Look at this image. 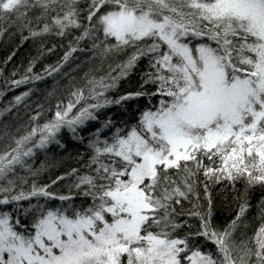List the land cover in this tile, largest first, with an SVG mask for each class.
<instances>
[{"label":"snow or ice","instance_id":"1","mask_svg":"<svg viewBox=\"0 0 264 264\" xmlns=\"http://www.w3.org/2000/svg\"><path fill=\"white\" fill-rule=\"evenodd\" d=\"M9 29L40 56L57 46L44 48L49 37L67 50L5 87L60 73L77 51L89 66L22 134L0 130V264H264V0H0V35ZM31 92L11 106L28 108ZM63 129L87 155L85 171L64 174L67 193L52 187L63 176L37 183L29 163L64 148ZM211 185L238 202L223 224Z\"/></svg>","mask_w":264,"mask_h":264},{"label":"trees","instance_id":"2","mask_svg":"<svg viewBox=\"0 0 264 264\" xmlns=\"http://www.w3.org/2000/svg\"><path fill=\"white\" fill-rule=\"evenodd\" d=\"M55 43L57 46L53 52L45 51L43 56L39 55L40 48L39 41L27 40L21 43L19 32H14L11 29L0 35V130L5 124L8 125L9 131L19 135L25 131V126L29 124V116L38 111L37 104H44L45 109L51 103L54 107L56 99H64L66 95V84L69 77H79L88 68V61L84 52H74L69 57V61L64 64L60 73H53L51 76H45L41 81H36L28 84H21L18 87H5V80L19 79L24 74L25 68L28 66L30 60L37 58L33 65V72H41L44 65H54L63 56L64 51L67 50V41H61L57 37H49L44 44V48L52 47ZM63 44V47H61ZM83 47V45H81ZM11 56V59L8 57ZM79 65V67H77ZM146 62L141 61L136 73L133 74L132 81L139 80V73L146 70ZM16 73L15 76L12 74ZM67 73L68 75H64ZM128 85L125 84L124 87ZM32 88V92L27 101L28 108L23 105L11 106L13 104V97ZM53 95L48 97V93ZM11 106V107H10ZM5 108H10L9 111H4ZM107 111L114 113L115 117L119 116L120 112L116 106H113ZM51 112H45L39 118V122L43 123L44 119L48 118ZM91 129L81 131L80 135L87 136ZM61 143L65 145L64 148H59L55 144L48 146L46 150L37 151L36 155L29 160L33 168H42L40 175L36 178L37 183H50L55 180L57 176H63L64 179L57 181L56 185H52L54 190L60 193H67V185L73 182V176H65V173H70L72 168H76L83 172V165L87 158L85 147L78 141L72 139L71 134L67 129H63L59 134ZM4 140H0V148L3 147ZM23 174V173H22ZM31 180V178H29ZM239 188L240 185H237ZM198 191L201 193L200 203L206 205L204 199L203 187H199ZM210 194L213 198V214L214 220L217 224H223L227 219H230L238 210V202L233 199L234 193L230 188L221 190L218 185L210 186ZM259 192L252 194L250 199L251 207L247 210V217L249 220L248 232L251 233L255 227L258 226L257 219L258 208L257 202L259 200ZM77 200L80 197H76ZM186 207L191 205L186 203ZM194 224H198L196 218H191ZM211 246H209L210 250Z\"/></svg>","mask_w":264,"mask_h":264}]
</instances>
